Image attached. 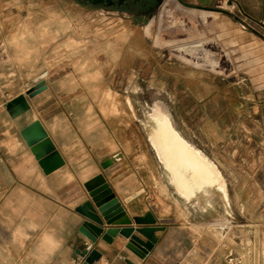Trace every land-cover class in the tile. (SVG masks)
<instances>
[{"label":"rangeland","instance_id":"374dc122","mask_svg":"<svg viewBox=\"0 0 264 264\" xmlns=\"http://www.w3.org/2000/svg\"><path fill=\"white\" fill-rule=\"evenodd\" d=\"M218 1L225 13L167 2L146 21L79 0L7 10L0 150L10 148L15 162L28 156L44 175L71 173L61 191L79 197L99 178L134 176L171 225L195 203L206 210H189L204 228L192 263L264 264V0ZM170 20L178 27L167 29ZM155 107L214 163L226 200L213 188L190 204L176 193L149 142ZM43 139L62 161L47 174L35 157Z\"/></svg>","mask_w":264,"mask_h":264},{"label":"crops","instance_id":"0c3cea01","mask_svg":"<svg viewBox=\"0 0 264 264\" xmlns=\"http://www.w3.org/2000/svg\"><path fill=\"white\" fill-rule=\"evenodd\" d=\"M26 1L0 0V25L14 17V13L7 10L20 9ZM5 149L4 153L0 150V264H82L79 254L89 241L78 232L83 218L75 209L88 200V196L61 191V181L67 176L70 178L63 185L72 186L71 173L63 175L57 170L44 175L31 167L28 156L23 155L21 162H15L13 151ZM119 180L105 179V182L125 215L142 217L150 212L155 219L154 226L163 230L154 232L156 243L143 259L127 250L126 240L119 235L111 243L98 238L91 247L100 256L94 264H125V260L132 264H200L199 260L193 263L191 260L198 259L200 234L204 228L191 221L189 210L199 213L206 210L195 203V211L187 207V219L171 225L163 217L162 207L155 201L150 202L149 194L134 176ZM55 182H59V186ZM125 184L131 187H123ZM197 197L189 201L182 199L190 204ZM210 227L215 230L216 224Z\"/></svg>","mask_w":264,"mask_h":264},{"label":"water","instance_id":"95a60500","mask_svg":"<svg viewBox=\"0 0 264 264\" xmlns=\"http://www.w3.org/2000/svg\"><path fill=\"white\" fill-rule=\"evenodd\" d=\"M80 1L96 3L97 0ZM35 154L45 174L62 164L60 157L53 151L52 145L46 139L40 142ZM116 158L107 159L101 163V167L104 169L110 166ZM87 195L88 200L75 209V212L83 218L78 232L89 241V244L79 254L83 259L82 264H94L98 261L99 253L91 249L98 238L111 243L112 239L119 235L126 240L125 248L140 259L152 250L156 243L154 232L161 231L163 228L154 226L155 219L150 212L142 217H127L111 188L102 178H99L98 185L91 188ZM124 263L132 264L128 260Z\"/></svg>","mask_w":264,"mask_h":264},{"label":"bare ground","instance_id":"6f19581e","mask_svg":"<svg viewBox=\"0 0 264 264\" xmlns=\"http://www.w3.org/2000/svg\"><path fill=\"white\" fill-rule=\"evenodd\" d=\"M200 43L201 41H197L189 46ZM186 46L188 45L177 46V48L184 49ZM151 111L149 115L152 127L149 142L168 172L176 193L189 201L196 198L198 194L209 196L208 192L213 188L226 200L224 181L214 163L174 129L167 114L157 107Z\"/></svg>","mask_w":264,"mask_h":264},{"label":"flooded vegetation","instance_id":"af4514ba","mask_svg":"<svg viewBox=\"0 0 264 264\" xmlns=\"http://www.w3.org/2000/svg\"><path fill=\"white\" fill-rule=\"evenodd\" d=\"M167 2H170L173 7H177L183 11H199L202 12V15L203 13L214 14L220 10L218 6L220 2L218 0H97L96 3H83L96 5L107 11L126 14L134 17V19L146 21L151 16H154L153 14L165 6ZM220 12L225 13V11L221 10ZM176 27H178V23L170 20L166 28L175 29Z\"/></svg>","mask_w":264,"mask_h":264},{"label":"trees","instance_id":"16d2710c","mask_svg":"<svg viewBox=\"0 0 264 264\" xmlns=\"http://www.w3.org/2000/svg\"><path fill=\"white\" fill-rule=\"evenodd\" d=\"M80 1V0H79ZM81 2V1H80Z\"/></svg>","mask_w":264,"mask_h":264}]
</instances>
